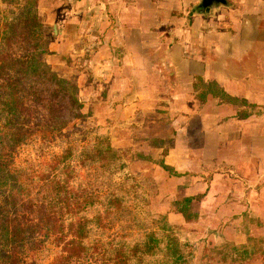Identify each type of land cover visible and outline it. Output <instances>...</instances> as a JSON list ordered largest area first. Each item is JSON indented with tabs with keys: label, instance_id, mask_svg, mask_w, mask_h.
<instances>
[{
	"label": "rangeland",
	"instance_id": "1",
	"mask_svg": "<svg viewBox=\"0 0 264 264\" xmlns=\"http://www.w3.org/2000/svg\"><path fill=\"white\" fill-rule=\"evenodd\" d=\"M28 2L36 4L44 25L42 42L48 48L44 60L60 78L78 88L83 109L82 117L61 133L37 132L16 150H6L8 171L24 188L22 199L35 204L48 201V182L43 175L68 144L82 151L88 142L105 140L116 150L117 158L89 170H79L74 163L78 171L74 174L73 195L84 189L101 193L112 185L123 186L138 195L131 211L133 216L144 220L146 228L152 229L154 222L167 217L191 259L189 264H263L264 150L242 161L246 168L237 170L243 171V175L234 169L232 173L218 156L230 154H219L213 149L202 152L204 138L197 119L191 122L195 135L187 138L177 135L168 104L160 106L157 112L154 105H148L146 113H139L143 106L139 109L116 103L112 85L124 78L117 67L125 63L128 66L129 59L106 41L105 29L87 24L85 36L80 35V26L76 32V25L65 26L50 20L39 8L41 0H0V13L16 14ZM246 5L237 9L235 17H240L238 11L247 15L261 11V8L251 10L250 3ZM161 91L157 90V94ZM211 139L216 144L217 138ZM189 140L195 146L191 153L187 152L193 146H187ZM235 160L230 162L240 165V157L236 163ZM161 162L179 169L166 170ZM200 196L203 198L198 199ZM189 197L195 199L189 208L192 222H186L175 211L176 203ZM64 227L69 242L72 235L68 223ZM118 228L116 225L107 230L106 236L115 234ZM63 246L57 247L51 241L32 251L34 247L28 242L21 264H52ZM70 264L99 263L86 256Z\"/></svg>",
	"mask_w": 264,
	"mask_h": 264
},
{
	"label": "crops",
	"instance_id": "2",
	"mask_svg": "<svg viewBox=\"0 0 264 264\" xmlns=\"http://www.w3.org/2000/svg\"><path fill=\"white\" fill-rule=\"evenodd\" d=\"M202 2L41 0L39 8L50 20L78 26L76 32L80 26L83 36L87 24L105 29L106 41L129 59L117 67L124 78L112 85L116 103L143 106L139 113L168 104L177 135L187 138L195 135L191 122L197 119L202 152L230 154L218 155L221 163L230 172L243 170L248 155L264 150V0H222L207 10ZM247 3L261 11L235 17ZM239 157L240 165L230 162Z\"/></svg>",
	"mask_w": 264,
	"mask_h": 264
},
{
	"label": "trees",
	"instance_id": "3",
	"mask_svg": "<svg viewBox=\"0 0 264 264\" xmlns=\"http://www.w3.org/2000/svg\"><path fill=\"white\" fill-rule=\"evenodd\" d=\"M14 13H0V264H21L28 242L37 251L51 241L57 247L64 244L52 264H70L86 256L99 264H189L191 259L166 216L148 229L143 219L132 215L137 194L112 185L105 192L80 188L82 192L73 195L78 169L89 170L117 158L105 140L88 142L82 151L68 144L43 175L48 201L35 204L22 199L24 188L8 171L6 150H16L37 132L61 133L82 117L83 105L78 88L44 60L48 48L42 42L44 25L36 4L28 2ZM74 163L80 168L76 170ZM160 165L171 169L164 162ZM194 200L176 203L175 211L186 222L193 221L189 208ZM66 223L72 235L69 242ZM116 225L117 232L107 237L106 231Z\"/></svg>",
	"mask_w": 264,
	"mask_h": 264
},
{
	"label": "water",
	"instance_id": "4",
	"mask_svg": "<svg viewBox=\"0 0 264 264\" xmlns=\"http://www.w3.org/2000/svg\"><path fill=\"white\" fill-rule=\"evenodd\" d=\"M222 3H223L222 0H210L209 6H211V7H218ZM205 4H206L205 2H202V5H205Z\"/></svg>",
	"mask_w": 264,
	"mask_h": 264
},
{
	"label": "flooded vegetation",
	"instance_id": "5",
	"mask_svg": "<svg viewBox=\"0 0 264 264\" xmlns=\"http://www.w3.org/2000/svg\"><path fill=\"white\" fill-rule=\"evenodd\" d=\"M204 2H205L206 4H210V0H204ZM203 9H204V10L209 9V5H208V6H204Z\"/></svg>",
	"mask_w": 264,
	"mask_h": 264
}]
</instances>
